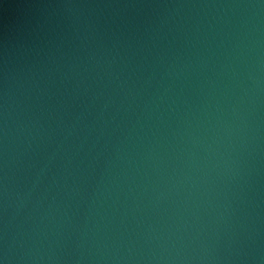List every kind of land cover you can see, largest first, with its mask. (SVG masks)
I'll use <instances>...</instances> for the list:
<instances>
[{
  "label": "water",
  "instance_id": "1",
  "mask_svg": "<svg viewBox=\"0 0 264 264\" xmlns=\"http://www.w3.org/2000/svg\"><path fill=\"white\" fill-rule=\"evenodd\" d=\"M0 264H264V0H0Z\"/></svg>",
  "mask_w": 264,
  "mask_h": 264
}]
</instances>
